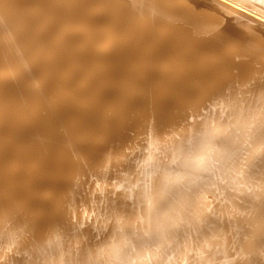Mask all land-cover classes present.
Listing matches in <instances>:
<instances>
[{
	"label": "bare ground",
	"instance_id": "1",
	"mask_svg": "<svg viewBox=\"0 0 264 264\" xmlns=\"http://www.w3.org/2000/svg\"><path fill=\"white\" fill-rule=\"evenodd\" d=\"M0 264H264V2L0 0Z\"/></svg>",
	"mask_w": 264,
	"mask_h": 264
},
{
	"label": "rangeland",
	"instance_id": "2",
	"mask_svg": "<svg viewBox=\"0 0 264 264\" xmlns=\"http://www.w3.org/2000/svg\"><path fill=\"white\" fill-rule=\"evenodd\" d=\"M146 152H147L146 149H145V150H141V151L137 152V155H138V157H139V156H142V155H143L144 153H146ZM115 168H117V167H115ZM115 168H114L113 170H116ZM112 172H113V171H112ZM113 174H114L113 179H114V181H115V180L117 179L118 176H115L116 173H113ZM118 178H119V177H118ZM93 246H94V248H95V246L97 247V245H93Z\"/></svg>",
	"mask_w": 264,
	"mask_h": 264
},
{
	"label": "snow or ice",
	"instance_id": "3",
	"mask_svg": "<svg viewBox=\"0 0 264 264\" xmlns=\"http://www.w3.org/2000/svg\"><path fill=\"white\" fill-rule=\"evenodd\" d=\"M262 2H264V0H262Z\"/></svg>",
	"mask_w": 264,
	"mask_h": 264
}]
</instances>
